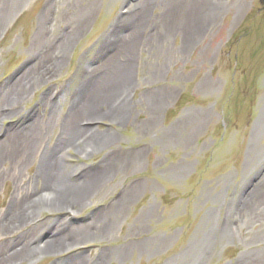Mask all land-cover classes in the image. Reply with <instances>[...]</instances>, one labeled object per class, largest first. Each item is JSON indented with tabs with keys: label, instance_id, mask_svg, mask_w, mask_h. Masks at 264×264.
<instances>
[{
	"label": "rangeland",
	"instance_id": "1",
	"mask_svg": "<svg viewBox=\"0 0 264 264\" xmlns=\"http://www.w3.org/2000/svg\"><path fill=\"white\" fill-rule=\"evenodd\" d=\"M0 264H264L260 0H0Z\"/></svg>",
	"mask_w": 264,
	"mask_h": 264
},
{
	"label": "bare ground",
	"instance_id": "2",
	"mask_svg": "<svg viewBox=\"0 0 264 264\" xmlns=\"http://www.w3.org/2000/svg\"><path fill=\"white\" fill-rule=\"evenodd\" d=\"M105 50V49H103ZM102 50V52H103ZM109 51V50H108ZM108 51H106L104 53L105 54H108ZM102 52L100 54H102ZM110 56V55H109ZM27 209V208H26ZM25 209V210H26ZM24 212V211H23ZM23 212L19 211V209H16V207H11L10 209L7 210L5 216H7L8 218H4L5 219V225L7 226V229L11 230L10 228H15L17 226H19V219L18 218H21L20 216L23 214ZM64 231V229H61L60 230V234H62V232ZM22 238V237H21ZM18 239V238H17ZM16 240V239H15ZM17 252H10L9 254L11 255H14L16 254Z\"/></svg>",
	"mask_w": 264,
	"mask_h": 264
},
{
	"label": "water",
	"instance_id": "3",
	"mask_svg": "<svg viewBox=\"0 0 264 264\" xmlns=\"http://www.w3.org/2000/svg\"><path fill=\"white\" fill-rule=\"evenodd\" d=\"M261 5L263 6L264 9V0H260Z\"/></svg>",
	"mask_w": 264,
	"mask_h": 264
}]
</instances>
